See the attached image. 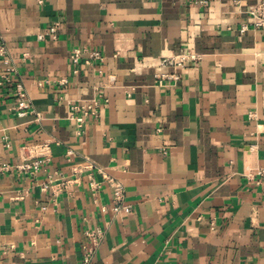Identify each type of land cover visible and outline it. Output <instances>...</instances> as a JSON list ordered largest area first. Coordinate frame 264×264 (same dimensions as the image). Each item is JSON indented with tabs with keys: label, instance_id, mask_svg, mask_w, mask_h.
I'll use <instances>...</instances> for the list:
<instances>
[{
	"label": "crops",
	"instance_id": "obj_1",
	"mask_svg": "<svg viewBox=\"0 0 264 264\" xmlns=\"http://www.w3.org/2000/svg\"><path fill=\"white\" fill-rule=\"evenodd\" d=\"M262 1L0 0L15 69L0 86V166L42 161L0 177V264H83L97 231L89 264H264V32L249 13ZM86 47L102 74L76 73L70 54ZM183 51L199 63L162 65ZM94 99L100 117L80 128L71 104Z\"/></svg>",
	"mask_w": 264,
	"mask_h": 264
},
{
	"label": "built area",
	"instance_id": "obj_2",
	"mask_svg": "<svg viewBox=\"0 0 264 264\" xmlns=\"http://www.w3.org/2000/svg\"><path fill=\"white\" fill-rule=\"evenodd\" d=\"M196 3L200 4H207L208 0H193ZM250 15L254 18L255 22L254 25L257 29H260L264 32V1H262L260 4L252 7L249 11ZM58 26L53 27L50 30L51 37L56 40L58 36ZM41 39L44 38V36L40 37ZM70 59L72 61L73 66L77 68L81 66H85L88 68H95L100 71V74H102L101 65L104 63V56L102 52L99 49H90V48H76L74 49L70 54ZM201 59L200 55H197L193 52L189 51H183L179 55L165 59L162 61V65L164 66H170L177 69H186L189 64H198ZM0 64L8 65V69L6 74H4L0 79V86H2L5 82L9 81V75L15 72L14 67L11 64V60L8 55V49L4 42L0 39ZM162 78H172L175 80H179V75H173L171 77L169 76H161ZM65 82V81H63ZM109 82L111 85H115L116 83V77L111 76L109 77ZM16 96H17V114L19 117H26L31 113V105L29 102V96L28 92L25 89L24 85L22 83H19L16 85ZM102 99H105V103L109 102L108 98H105L103 95L100 96ZM71 109L75 112H78L81 114L80 117L77 118L79 127L82 128L87 120L89 119H98L100 117V109L101 104L99 99H94L92 101H78L76 103L71 104ZM44 148H49V145H44ZM74 152L72 150L68 151L67 155L69 157H72ZM42 161L39 159L30 161L29 159L17 166L12 165H1L0 166V177L4 175L5 173L13 170L14 168L18 170L20 173H23L25 175H36L40 169ZM93 168V166L91 167ZM103 174L105 180L104 182L108 183L112 186L114 189V195H115V201L117 203L115 207V211H121L124 209H127L124 205V202L126 200V192L125 187L118 182L117 180L113 179L112 177L106 175L103 170H100ZM81 170H77L78 174H81ZM259 176L261 178H264V171H260ZM58 177H61L64 179V175L62 173L57 174ZM80 177H77L75 179V182L79 181ZM90 186L93 191H98L102 188V184L95 180L93 176L90 177ZM70 183V181L67 182V184ZM88 237L90 238V245L87 246L86 249V256L83 264H89L90 261L93 259V256L100 246L102 240H103V233L100 231L97 232H89L87 233Z\"/></svg>",
	"mask_w": 264,
	"mask_h": 264
}]
</instances>
